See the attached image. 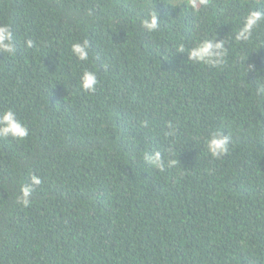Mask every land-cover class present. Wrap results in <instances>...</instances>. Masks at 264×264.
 Listing matches in <instances>:
<instances>
[{"label": "trees", "instance_id": "1", "mask_svg": "<svg viewBox=\"0 0 264 264\" xmlns=\"http://www.w3.org/2000/svg\"><path fill=\"white\" fill-rule=\"evenodd\" d=\"M251 11L264 0H0V112L28 129L0 137V264H264V20L235 39ZM204 40L220 63L188 58Z\"/></svg>", "mask_w": 264, "mask_h": 264}, {"label": "clouds", "instance_id": "2", "mask_svg": "<svg viewBox=\"0 0 264 264\" xmlns=\"http://www.w3.org/2000/svg\"><path fill=\"white\" fill-rule=\"evenodd\" d=\"M189 4L195 8L197 0H188ZM199 4L205 5L207 0H198ZM264 20V13L251 11L243 22L242 27L235 36L237 41H246L250 38L252 30L256 25ZM142 26L148 32H153L158 28L157 15L142 21ZM13 36L7 25H0V53L11 56L14 54ZM28 47L32 42L26 41ZM182 52L183 49H180ZM71 52L80 61L88 59L87 42L74 43L71 46ZM224 55L223 41L204 40L188 52V58L197 63L215 65L220 63V57ZM97 84L96 75L89 71H84L80 77V87L84 91L92 92ZM28 135V129L20 122L13 111L6 110L0 112V137H11L13 139L23 140ZM229 138L222 133H214L207 140V151L215 158H219L228 152ZM144 159L156 168H161L160 153L145 154ZM41 184L38 176L31 177V183L24 185L20 189L18 202L23 206H28L30 196L34 186Z\"/></svg>", "mask_w": 264, "mask_h": 264}]
</instances>
